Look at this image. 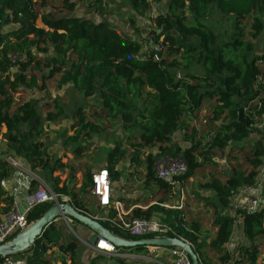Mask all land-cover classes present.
I'll return each mask as SVG.
<instances>
[{
	"label": "trees",
	"instance_id": "trees-1",
	"mask_svg": "<svg viewBox=\"0 0 264 264\" xmlns=\"http://www.w3.org/2000/svg\"><path fill=\"white\" fill-rule=\"evenodd\" d=\"M51 1L60 2L64 11L50 10L49 0H0V135L7 146L0 157V182L13 171L6 158L16 157L27 162L55 193L69 196L78 212L88 211L85 198L90 195L93 172L82 173L77 192L73 176L61 179L66 166L60 158L49 157L41 137L46 122L67 118L74 121L75 130L72 135L65 130L62 143L73 147L75 155L82 154L83 148L77 144L103 132L85 114L87 103L83 101L93 98L101 109L98 121L105 117L121 122L124 140L133 149L116 142L107 152L104 167L114 183L125 163L131 171L129 177L142 180L143 188L152 191L143 198L144 203L152 202L157 194L161 195L158 203L171 199L168 182L155 174L159 157L170 155L186 161V183L213 164L218 154L227 164L233 161L226 173H211L198 183V193L205 195L196 198L193 194L204 203L205 211L212 212L210 231L203 230L199 217L188 222L187 207L181 215L155 204L147 210L134 208L130 215L151 218L163 212L169 221L173 217L182 220L188 231L180 229V234L193 245L202 264H264V260L259 263L264 258L260 253L264 207L254 213L235 210L240 219L239 239L231 252L227 250L236 219L230 215L234 197L242 188L257 185L264 168V142L256 135V116L264 114V84L257 85L258 77H264V54H255V42L264 35V0H165L166 12L154 19L155 29L148 33L158 46V60L154 53L143 50V42L123 35L110 15L96 19L79 16L75 0ZM87 1L88 11L105 9L102 0ZM115 1L143 13L149 11L150 1L163 0ZM215 15L230 22L229 29L208 25ZM134 22L131 17L129 23L135 26ZM42 68L49 72L38 82L34 72ZM49 80L58 89L72 86L79 97L70 107L55 100L54 111L46 115L36 100L16 106V95L37 88L45 91ZM258 98L260 110L257 104L248 108ZM176 133L181 134L179 141L173 140ZM137 200L139 197L117 201L130 208L140 203ZM13 202L0 186V219ZM52 206H36L27 216L28 224ZM56 223L45 227L32 246L0 256V262L24 256L25 264H56L47 256L57 250L60 264H84L86 247L72 236L63 239ZM102 225L119 238L133 239L109 224ZM87 264L144 262L122 257L108 261L97 253Z\"/></svg>",
	"mask_w": 264,
	"mask_h": 264
},
{
	"label": "rangeland",
	"instance_id": "rangeland-1",
	"mask_svg": "<svg viewBox=\"0 0 264 264\" xmlns=\"http://www.w3.org/2000/svg\"><path fill=\"white\" fill-rule=\"evenodd\" d=\"M77 3L76 14L79 16H87L92 19L98 18L101 14H106L111 16V22L117 26L119 31L123 35H128L129 37L137 40L139 42H143V50L149 51L148 39L150 35L148 34L151 29H155L154 27V19L158 16L166 12L165 0L161 3H155L150 1V9L147 12H136L131 9L129 5L122 3L120 5L119 2L115 0H102L105 9L102 12H96L94 9L88 11L87 5L88 1L86 0H75ZM48 8L50 10H63L60 2H53L49 0ZM131 17L135 18L134 25L129 23ZM264 19V17H263ZM207 24L210 26H214L216 30L223 31L225 29H229L231 23L224 21L217 15L213 16L211 19L207 21ZM15 27V26H14ZM7 31V29L5 30ZM246 34L249 35V29L246 30ZM154 41V40H153ZM256 44V56H262L264 54V35L261 36V39L255 42ZM40 56V55H38ZM264 69V65H263ZM48 70L43 69L41 71H35L34 74L37 75L38 82H40V78L42 74L45 76L48 75ZM146 90H143V93L146 94ZM79 93L73 90L72 86H65L63 89H58L56 87V82L53 80H49L47 83V89L45 91H39L37 89L26 90L21 94L16 95V106L22 104L25 101L36 100L38 103V108L40 109L43 115H46L49 111H54V102L55 100H60L61 104L66 106H71L74 103L75 98H78ZM83 103H87L85 106V114L89 121L99 123L103 129V132L99 135H94L92 138L86 140L85 142H79L77 145L83 148V153L79 155H75L72 152L73 147H66L62 143V135L65 130H68V135H72L74 130L72 125L74 121L68 120L67 118H60L54 122H46L44 124V135L41 137L46 152L49 157L52 159H61V162L65 164L66 169L62 172L61 179L64 180L66 176H73L78 184L75 190L78 192L81 182H82V173H84L87 169L95 172L105 166L106 155L107 152L115 145L116 142L122 141L124 146H127L131 151L133 149L130 148V145H127V140H124V134L121 129V122H117L111 119H106L104 117V121L100 122L99 115L101 114V109L97 105L96 101L93 98L87 99V101H83ZM82 103V104H83ZM5 132V129H2V133ZM181 138L180 133H176L173 140L179 141ZM4 138L0 135V157L4 156V152L7 149L6 143L3 140ZM125 141V142H124ZM75 145V144H74ZM233 161L228 163L232 165ZM227 162L220 157V155H216L213 157V164H210L206 167L205 171L200 174H196V178L193 180H189L186 183L187 190L189 191L187 201V215L186 219L188 222H191V218L193 216L199 217V221L202 224L203 230L210 231L211 230V218L212 212L205 211V205L201 201H197V196L201 197L205 195V192L201 194L198 193V183H203L211 173L215 174H224L226 173V169H228ZM30 169V166L27 165ZM131 171L125 166V163L119 168V175L115 176L113 183V194L118 199H123V202L126 201V197L138 198L137 202H140V205H148L150 203H144L143 198H146L151 194L150 189H145L142 186V180L136 181V179L130 178L129 173ZM39 173V172H38ZM59 173H57L58 175ZM141 183V184H140ZM259 186L256 190L260 191V199L259 206L264 207V171L261 174V177L258 180ZM262 184V187L260 185ZM195 194V197L194 195ZM192 195V197H191ZM161 200V195H155L152 198L151 203H155ZM86 206L88 211L94 213L96 212L95 200L92 196H87L85 198ZM167 202V201H166ZM135 203V202H133ZM169 204H174L175 201L170 199ZM204 208V209H201ZM183 214V212H182ZM60 229L59 231L62 234V238L66 240V238L71 237L78 241L82 246L86 247V252H89L92 257L96 256L97 253L92 250L91 245L89 244V237L84 236L81 232L82 230L87 231L89 228L84 224L74 221L71 224V227L68 228L61 220L56 223ZM214 232L211 234L213 236ZM214 237V236H213ZM235 242V241H234ZM122 253L125 255H137L139 254V250L137 248H121ZM261 255H264V243L260 249ZM106 256V260L110 261L111 257ZM51 260L55 261L56 264H59L60 256L57 250L50 252L47 256ZM15 260H22L24 256L20 257H12ZM264 258L259 259V263H261ZM58 262V263H57Z\"/></svg>",
	"mask_w": 264,
	"mask_h": 264
},
{
	"label": "built area",
	"instance_id": "built-area-1",
	"mask_svg": "<svg viewBox=\"0 0 264 264\" xmlns=\"http://www.w3.org/2000/svg\"><path fill=\"white\" fill-rule=\"evenodd\" d=\"M149 51L154 53V59L158 60V46L154 43L151 36L148 39ZM264 84V77L259 76L257 85ZM257 104L258 109L262 107L260 99L253 100L249 105L254 106ZM256 128L258 132L256 135L264 142V114L256 116ZM6 162L12 167V170L17 173L20 183L26 188L30 189V196L26 198L25 206L22 208L17 203L13 202L9 210L1 216L0 219V246L10 242L12 238L17 237L21 232L29 227L27 216L38 205L52 203L53 206H60L67 204V210H75L71 198L65 194H57L52 188L35 172L27 167V162L16 157L9 156ZM155 174L157 178L168 182L170 187V197L175 201L174 204L167 202L158 203L153 202L145 207H140L142 210L149 209L152 205H159L165 209L176 211L182 215V212L187 207L189 200V191L184 181V176L187 174L188 165L186 161L179 158H173L170 155L159 157L154 165ZM264 168L261 172L263 173ZM261 177V176H260ZM0 186L6 189V180L0 182ZM259 186H246L242 188L234 197L233 210L231 216H236V209H243L248 213H254L260 208L259 199L260 191L256 188ZM262 187V184L260 185ZM90 195L95 200L96 212L90 211L78 212L83 215L89 216L92 219L102 223H106L121 231L123 234L132 237L130 240L140 239H179L191 246L193 245L180 234V229L188 231L187 226L182 220L173 217L171 221L167 220V215L163 212L156 213L151 218L134 217L131 214L132 210L127 211L121 202L117 201L118 198L113 194V182L110 173L106 167H103L92 175V186ZM233 233L230 242L227 244V250L231 252L235 245L238 243L239 233L238 225L240 219L235 217ZM61 220L66 226L71 227L74 219L69 217L65 212L61 211L59 217L55 222ZM76 221V220H75ZM88 229L87 231H89ZM91 231V230H90ZM92 232V231H91ZM92 232V236H93ZM235 241V242H234ZM92 250L101 255L109 257H122V258H136L144 262V264H192L188 253L177 246L163 247L155 245L144 246L137 255H125L120 252L112 242L99 236L95 246ZM195 251V250H194ZM198 256V255H197ZM199 258V257H198ZM200 264L201 261L199 259ZM0 264H25V261L15 260L11 257L4 258Z\"/></svg>",
	"mask_w": 264,
	"mask_h": 264
},
{
	"label": "water",
	"instance_id": "water-1",
	"mask_svg": "<svg viewBox=\"0 0 264 264\" xmlns=\"http://www.w3.org/2000/svg\"><path fill=\"white\" fill-rule=\"evenodd\" d=\"M67 204H61L60 206H52L40 219L36 220L34 223L30 224L23 232H21L17 237H15L11 242L0 246V256H8L21 252L28 247L32 246L35 240L41 235L42 230L48 225L52 224L59 217L60 212H65L69 217L74 220L84 224L92 232L93 236L89 237V244L95 246L98 240V237H104L105 239L112 242L117 248H143L147 245L163 246V247H172L177 246L184 249L191 261L192 264H200L199 258L194 251V249L184 243L179 239H140V240H126L119 238L112 234L108 229H106L100 222L92 219L89 216L78 213L75 210H67Z\"/></svg>",
	"mask_w": 264,
	"mask_h": 264
},
{
	"label": "crops",
	"instance_id": "crops-1",
	"mask_svg": "<svg viewBox=\"0 0 264 264\" xmlns=\"http://www.w3.org/2000/svg\"><path fill=\"white\" fill-rule=\"evenodd\" d=\"M6 189H4L8 195H11L14 198V202L17 203L20 207H24L26 203V198L30 196L31 192L30 189L26 188L24 185L20 183L19 178L17 177V173L15 171H12V174L10 178L6 180ZM131 198V197H126ZM136 199V198H134ZM124 206V209L127 211L133 210L134 208H140L145 207L147 205H140V203L131 206L130 208H127L126 205L121 202ZM84 236L91 237L92 232L82 230L81 232ZM92 258V255L89 252H86V254L83 256L82 262L84 264H87L90 259ZM58 263V262H57ZM60 264V261H59Z\"/></svg>",
	"mask_w": 264,
	"mask_h": 264
}]
</instances>
